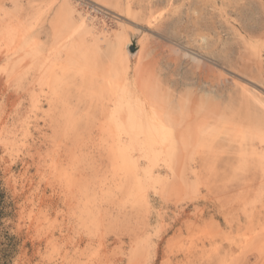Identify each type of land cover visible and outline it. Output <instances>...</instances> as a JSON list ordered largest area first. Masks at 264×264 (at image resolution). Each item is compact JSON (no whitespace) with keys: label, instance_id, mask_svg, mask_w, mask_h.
<instances>
[{"label":"rangeland","instance_id":"374dc122","mask_svg":"<svg viewBox=\"0 0 264 264\" xmlns=\"http://www.w3.org/2000/svg\"><path fill=\"white\" fill-rule=\"evenodd\" d=\"M70 1L99 36H127L133 65L159 59L156 72L177 94L200 80L189 59L178 54L172 64L174 42L180 53H200L226 71H258L264 92V0ZM23 3L12 24L45 49L49 16L36 1ZM14 52L22 50L0 60V264H264V234L260 249L247 246L248 234L264 228L263 159L241 160L237 140L221 135L202 178L186 146L147 150L122 134L55 132L41 113L37 67L24 69ZM199 86L224 102L239 94L228 85ZM65 172L72 180L60 185Z\"/></svg>","mask_w":264,"mask_h":264},{"label":"bare ground","instance_id":"6f19581e","mask_svg":"<svg viewBox=\"0 0 264 264\" xmlns=\"http://www.w3.org/2000/svg\"><path fill=\"white\" fill-rule=\"evenodd\" d=\"M4 1L0 0V41H3L0 46L5 49L0 51V60L4 56L9 59L11 55L6 53L14 48L15 51L22 50L18 55L14 53L18 56H15L16 62L24 69L35 64L40 98L47 106L41 113L55 132L59 130L77 138L83 132H87V136L93 132H110L117 138L122 134L131 140L136 139V144L140 140L147 150H152L155 145L165 151L174 150L177 145L186 146L187 152L183 153H196L197 169L193 172L202 178H206V172L211 169L219 151L221 135L226 141L237 140L241 160L255 156L264 160V92L256 84L263 76L258 71L252 70L249 77H245L226 71L200 53L190 54L184 49L185 52L180 53L175 42L169 46L165 42L172 64L177 65L178 54L189 59L195 69L193 73L200 80L196 86L189 87L186 94H177L156 72L159 59L153 57L143 65H133L131 56L134 53L127 50V36L115 35L113 41L103 34L99 36L70 0H25L36 1L37 10L43 9L49 16L51 42L45 49H41L40 42L33 40L31 32L26 33L19 25L12 24L11 13L16 19L20 18L18 14L24 5L23 0ZM6 1H10L12 9L6 7ZM162 49L164 47L159 50ZM201 81L213 87L228 85L229 89L238 88L236 101L224 102L209 87H200ZM129 84L132 90L128 89ZM36 101L32 100L34 106ZM117 144L123 147L120 141L116 142V148ZM121 153L123 151H119ZM62 176L60 185L72 180L69 172ZM263 234L264 228L248 234L247 246L249 244L257 250ZM253 236L260 238L253 239ZM261 246L263 252L264 243Z\"/></svg>","mask_w":264,"mask_h":264}]
</instances>
